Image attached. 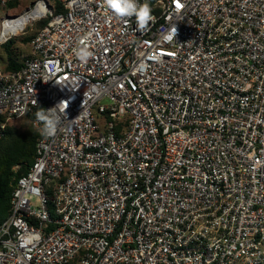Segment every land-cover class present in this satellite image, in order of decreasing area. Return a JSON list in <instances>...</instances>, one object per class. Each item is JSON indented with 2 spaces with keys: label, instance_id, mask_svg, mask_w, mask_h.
<instances>
[{
  "label": "built area",
  "instance_id": "1",
  "mask_svg": "<svg viewBox=\"0 0 264 264\" xmlns=\"http://www.w3.org/2000/svg\"><path fill=\"white\" fill-rule=\"evenodd\" d=\"M147 2L144 31L104 0L2 20L24 25L0 44L47 24L20 70L0 67L1 131L74 99L55 136L33 122L0 264H264V0Z\"/></svg>",
  "mask_w": 264,
  "mask_h": 264
},
{
  "label": "trees",
  "instance_id": "2",
  "mask_svg": "<svg viewBox=\"0 0 264 264\" xmlns=\"http://www.w3.org/2000/svg\"><path fill=\"white\" fill-rule=\"evenodd\" d=\"M53 2V1H52ZM19 4V0L8 4L9 8H15ZM58 13H62L65 9L55 3ZM47 24L46 20L37 23L38 29H42ZM33 37L25 38L24 43H29ZM16 40L7 41L3 49L7 54V62L5 70L8 72L18 71L22 67V62L15 58L14 45ZM44 108L37 109V112ZM36 112V113H37ZM37 119L36 114L24 118L28 123L23 129L14 126H7L1 131L0 136V225L8 218L11 209V199L16 181L31 167L35 161L37 143L40 134L34 127L33 122ZM3 120H0L2 123ZM15 167H20L18 172L14 171Z\"/></svg>",
  "mask_w": 264,
  "mask_h": 264
},
{
  "label": "clouds",
  "instance_id": "3",
  "mask_svg": "<svg viewBox=\"0 0 264 264\" xmlns=\"http://www.w3.org/2000/svg\"><path fill=\"white\" fill-rule=\"evenodd\" d=\"M104 3L108 8H110L114 14L118 17H136L137 30L144 31L148 28L150 22L155 20V17L152 15V9L149 3L146 2L139 4L138 0H104ZM177 35V28L175 25L170 30V37ZM93 55L91 51L87 48H81L77 51V56L79 59L87 63L88 59ZM75 87H70V91H75L80 87L79 78H73ZM66 87V86H65ZM74 97L69 99L61 100L58 104L50 109H42L36 113L37 119L42 122L43 128L41 129V134L45 137H53L57 133L58 125L61 120V114L66 118V110L69 107L71 100ZM59 109V112H57ZM37 193L39 190H36Z\"/></svg>",
  "mask_w": 264,
  "mask_h": 264
},
{
  "label": "rangeland",
  "instance_id": "4",
  "mask_svg": "<svg viewBox=\"0 0 264 264\" xmlns=\"http://www.w3.org/2000/svg\"><path fill=\"white\" fill-rule=\"evenodd\" d=\"M34 0H19V4L15 8H9L8 5L5 8L0 7V34H1V23L2 20L5 18L7 15H15L19 14L25 9H27ZM39 31L37 24L33 26H29L25 32L21 33L20 35L16 37H12L13 40H16V44L14 45V51L15 53V58L18 59V61L22 62L24 58L30 56L31 54V48H30V43L31 41L27 44L24 43V39L28 37H33L37 32ZM1 40V39H0ZM5 43L0 44V67L4 68L7 62V54L5 53L3 46ZM28 123L26 120L20 119V120H13L7 123V126H14L18 129H23L24 126ZM6 126V127H7ZM16 170V168L14 169ZM18 172V171H17Z\"/></svg>",
  "mask_w": 264,
  "mask_h": 264
},
{
  "label": "bare ground",
  "instance_id": "5",
  "mask_svg": "<svg viewBox=\"0 0 264 264\" xmlns=\"http://www.w3.org/2000/svg\"><path fill=\"white\" fill-rule=\"evenodd\" d=\"M24 21L22 18H16L14 22H8L3 26V30L0 34V39L3 40L7 35L15 33L23 28Z\"/></svg>",
  "mask_w": 264,
  "mask_h": 264
}]
</instances>
